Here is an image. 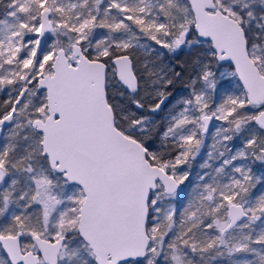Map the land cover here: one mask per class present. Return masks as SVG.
<instances>
[{
	"label": "snow or ice",
	"instance_id": "obj_1",
	"mask_svg": "<svg viewBox=\"0 0 264 264\" xmlns=\"http://www.w3.org/2000/svg\"><path fill=\"white\" fill-rule=\"evenodd\" d=\"M3 8L0 264H264V0Z\"/></svg>",
	"mask_w": 264,
	"mask_h": 264
},
{
	"label": "rangeland",
	"instance_id": "obj_2",
	"mask_svg": "<svg viewBox=\"0 0 264 264\" xmlns=\"http://www.w3.org/2000/svg\"><path fill=\"white\" fill-rule=\"evenodd\" d=\"M6 3H7V0H0V18L3 17V12H4L3 5L6 4ZM140 55L143 58L144 54L141 53ZM162 59H163V61L165 63H168L169 62V56H168V54L166 53L162 57ZM184 87H185V85H183V86H181L179 88L177 87V89H183ZM175 94H176V90L174 89L173 90V95H175ZM3 98H4L3 95L0 94V100H3ZM161 123H162V121H161ZM213 123L219 124V122H213ZM210 131H214V129H212V127H211V124H210ZM157 145H158V141H157ZM200 160H201V157L198 156L197 157V161L199 162ZM195 167H197V169L199 168L197 163H196ZM253 170L256 173V175H260L261 173H263L264 167H260L259 165H257V166H254ZM4 257H5V253L3 252L2 249H0V258H4Z\"/></svg>",
	"mask_w": 264,
	"mask_h": 264
},
{
	"label": "trees",
	"instance_id": "obj_3",
	"mask_svg": "<svg viewBox=\"0 0 264 264\" xmlns=\"http://www.w3.org/2000/svg\"><path fill=\"white\" fill-rule=\"evenodd\" d=\"M169 56V55H168ZM186 59H188V56H187V53L185 52V53H182L181 55H180V57H179V63H183L184 62V60H186ZM184 84H179V85H177V87L179 88V87H181V86H183ZM160 123H161V121H160ZM195 163L193 164V166H192V168H193V172L195 173V172H197V171H199V168L197 169L196 167H195ZM263 173H264V171H263ZM189 179L191 180V179H193V177L192 176H190L189 177ZM188 182L187 181H185V184H187ZM184 187V186H183ZM182 187V188H183Z\"/></svg>",
	"mask_w": 264,
	"mask_h": 264
},
{
	"label": "flooded vegetation",
	"instance_id": "obj_4",
	"mask_svg": "<svg viewBox=\"0 0 264 264\" xmlns=\"http://www.w3.org/2000/svg\"><path fill=\"white\" fill-rule=\"evenodd\" d=\"M196 164V163H195ZM197 168V167H196ZM182 187H183V185H182Z\"/></svg>",
	"mask_w": 264,
	"mask_h": 264
},
{
	"label": "water",
	"instance_id": "obj_5",
	"mask_svg": "<svg viewBox=\"0 0 264 264\" xmlns=\"http://www.w3.org/2000/svg\"><path fill=\"white\" fill-rule=\"evenodd\" d=\"M181 187H182V185H181Z\"/></svg>",
	"mask_w": 264,
	"mask_h": 264
}]
</instances>
